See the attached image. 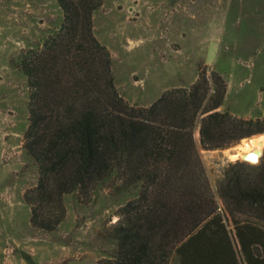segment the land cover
Returning a JSON list of instances; mask_svg holds the SVG:
<instances>
[{"label":"trees","instance_id":"16d2710c","mask_svg":"<svg viewBox=\"0 0 264 264\" xmlns=\"http://www.w3.org/2000/svg\"><path fill=\"white\" fill-rule=\"evenodd\" d=\"M57 29L23 50L14 67L28 88L23 149L37 170L24 196L33 228L52 232L65 217L63 197L86 196L113 178L120 191L137 190L118 210L108 237L110 259L97 264H168L173 250L217 215L264 217V155L258 166L230 164L216 194L194 141L205 151L264 134V118L244 120L222 105L223 84L208 97L200 78L188 89L164 92L147 107L117 93L111 57L93 34L103 0H55Z\"/></svg>","mask_w":264,"mask_h":264},{"label":"rangeland","instance_id":"374dc122","mask_svg":"<svg viewBox=\"0 0 264 264\" xmlns=\"http://www.w3.org/2000/svg\"><path fill=\"white\" fill-rule=\"evenodd\" d=\"M61 18L55 0H0V264L110 259L115 244L108 232L119 208L137 193L120 191L111 178L90 195L64 196L65 217L56 230L44 232L30 224L24 196L36 186L37 170L23 149L28 88L14 62L23 50L40 46ZM92 28L110 54L117 93L129 105L147 107L164 92L188 89L205 78L208 97L221 84L225 87L215 111L244 120L264 118V0H103ZM194 141L214 194L230 164L258 166L264 155L263 145L257 164L229 160L226 150L242 140L205 151L198 126ZM216 199L219 210L213 218L227 235H212L210 251L195 248L194 264H258L264 217L232 218ZM238 232L251 241L250 254ZM181 256L182 251L173 250L168 264H184Z\"/></svg>","mask_w":264,"mask_h":264},{"label":"crops","instance_id":"0c3cea01","mask_svg":"<svg viewBox=\"0 0 264 264\" xmlns=\"http://www.w3.org/2000/svg\"><path fill=\"white\" fill-rule=\"evenodd\" d=\"M207 227V228H205ZM215 233H218V235H227V232L223 229V226L221 223L215 222L214 218L210 219L208 223L200 229L196 234H194L190 239L186 240L182 246H180L178 249L182 251V258L184 259V264H194L196 258V249L200 248V250L208 251L211 250L210 245L213 244L211 243V238L212 235ZM230 234V233H229ZM231 235V234H230ZM242 239L245 244V248H249V244H251V241H247L245 239V233L243 234L242 232H238V234ZM200 237V238H199ZM234 244L236 241L233 239ZM196 248V249H195ZM249 249H247V252ZM264 252V248H263ZM249 253V252H248ZM250 254V253H249ZM252 257V256H251ZM254 258V257H253ZM258 264H264V253L262 256L258 257Z\"/></svg>","mask_w":264,"mask_h":264},{"label":"bare ground","instance_id":"6f19581e","mask_svg":"<svg viewBox=\"0 0 264 264\" xmlns=\"http://www.w3.org/2000/svg\"><path fill=\"white\" fill-rule=\"evenodd\" d=\"M263 145H264V134H259L252 138L242 140L240 144L237 145L236 147L234 146V149H232L231 151L226 150V156L231 161L242 160L243 154H248L255 150H261Z\"/></svg>","mask_w":264,"mask_h":264},{"label":"water","instance_id":"95a60500","mask_svg":"<svg viewBox=\"0 0 264 264\" xmlns=\"http://www.w3.org/2000/svg\"><path fill=\"white\" fill-rule=\"evenodd\" d=\"M261 157H262V151L261 150H255L251 153L243 154L241 161L252 162L254 164H257Z\"/></svg>","mask_w":264,"mask_h":264}]
</instances>
